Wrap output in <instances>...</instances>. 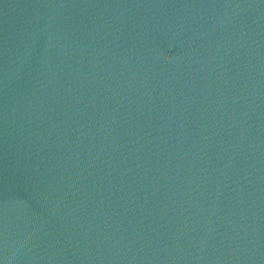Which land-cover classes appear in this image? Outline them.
<instances>
[{"label": "water", "instance_id": "obj_1", "mask_svg": "<svg viewBox=\"0 0 264 264\" xmlns=\"http://www.w3.org/2000/svg\"><path fill=\"white\" fill-rule=\"evenodd\" d=\"M0 264H264V0H0Z\"/></svg>", "mask_w": 264, "mask_h": 264}, {"label": "clouds", "instance_id": "obj_2", "mask_svg": "<svg viewBox=\"0 0 264 264\" xmlns=\"http://www.w3.org/2000/svg\"><path fill=\"white\" fill-rule=\"evenodd\" d=\"M166 61L168 60V59H165Z\"/></svg>", "mask_w": 264, "mask_h": 264}]
</instances>
